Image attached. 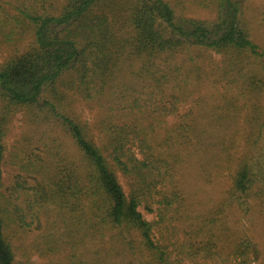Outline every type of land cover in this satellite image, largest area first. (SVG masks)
<instances>
[{"label":"trees","instance_id":"16d2710c","mask_svg":"<svg viewBox=\"0 0 264 264\" xmlns=\"http://www.w3.org/2000/svg\"><path fill=\"white\" fill-rule=\"evenodd\" d=\"M190 1L215 18L178 16L167 0H0V42L30 38L25 50L0 63V98L9 112L49 108L74 146L72 160L61 143L19 149L12 157L18 172L6 187V119L0 120V264H22L21 250L32 264L33 251L16 241L45 222L41 251L57 254L59 212L74 213L80 231L69 264L254 262L258 244L242 235L233 213L248 212L250 198L264 207V111L210 214L195 213L177 172L192 152L213 147V131L198 129L193 110L192 82L203 67L191 54H219L226 75L236 69L243 76L245 59L264 62V50L243 27L245 0ZM183 50L187 68L175 61ZM126 67L136 85L129 91L120 85ZM248 82L260 85L253 75ZM73 97L107 102L110 119L90 133L70 110ZM262 134L263 158L250 160Z\"/></svg>","mask_w":264,"mask_h":264},{"label":"rangeland","instance_id":"374dc122","mask_svg":"<svg viewBox=\"0 0 264 264\" xmlns=\"http://www.w3.org/2000/svg\"><path fill=\"white\" fill-rule=\"evenodd\" d=\"M167 1L174 7L178 16L186 15L208 20H213L216 16L212 10L198 6L190 0ZM242 24L250 37L259 45V50L263 51L264 0H245ZM29 39V36H25L17 42H0V63L6 61L15 52L25 50ZM195 54H199L198 57L196 56V61L202 63L203 69L199 71V77H194L192 82V86L196 90L193 110L197 116L198 129L204 130V132L213 131L208 137L213 147L211 145L210 151L207 153L192 152L190 157L181 164L177 173L182 177L184 191L189 195V201L193 205L192 209L195 210V213L203 212L208 215L210 214L209 210L213 206H218L220 200L225 197V192L230 185L231 174L241 162L244 152L250 149L249 139L257 135L258 126L252 123L263 122L264 62L246 58L243 65H247L248 69L244 70L243 76L238 75L239 71L236 69L226 75L223 58L219 54H214L213 58H209L207 52L201 54L194 50L191 55L195 56ZM188 57L187 52L183 50L175 61L178 66H181V63L189 61ZM189 63L185 64L186 68ZM206 64L209 66L205 67ZM134 67L136 66L134 65ZM213 68L219 70L211 73ZM121 75L125 77H121L122 88L129 91V88L132 89L136 86L135 81H128L131 75L130 69L126 67L120 73ZM250 75L254 76L255 81L260 84L259 86L248 82ZM196 78H199V81ZM68 102L71 112L78 119L86 121L88 130L92 134L103 123V120L110 119L107 102L103 106H99L76 97ZM7 110V104L0 98V120L6 119L5 135L3 136L6 152L3 162V181L6 187L12 183L18 172L12 157L15 152L18 153L19 149L32 150L37 147L39 150H44L43 142L50 146L54 145L53 147L61 143L64 146L62 154L71 158L70 153L74 146L65 134L59 120L49 108L31 107L21 110L12 108L10 112ZM214 116L215 118H213ZM55 140H57L56 143H54ZM253 146L255 151L251 153L250 160L263 158V152L261 153L263 134ZM40 153L45 158V152L40 151ZM121 181L125 186V180L121 179ZM249 201L251 208L248 212L235 209L233 214L237 220L236 226L239 225L242 228V235L252 238L258 244L260 251L258 256H254L252 264H264V207L260 200L250 198ZM231 209L233 211V207ZM144 213L149 219L153 218V214ZM74 217V213L66 214L65 212L54 215L60 225L58 234L65 242L63 244L62 240H59L62 248L57 254L43 256L41 251V236L45 230L46 222L43 224L44 228H32L23 232L21 240L16 243L21 244L26 251H33V254L30 255L32 264H69L71 260L69 253L80 238L79 226L76 225L75 220L77 219ZM81 254L84 258L88 253L81 252ZM17 258L21 260L22 264H28L24 263L25 258L22 256V250L18 251Z\"/></svg>","mask_w":264,"mask_h":264}]
</instances>
